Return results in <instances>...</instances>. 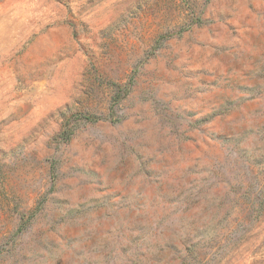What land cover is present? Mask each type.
I'll use <instances>...</instances> for the list:
<instances>
[{
    "label": "rangeland",
    "instance_id": "374dc122",
    "mask_svg": "<svg viewBox=\"0 0 264 264\" xmlns=\"http://www.w3.org/2000/svg\"><path fill=\"white\" fill-rule=\"evenodd\" d=\"M0 264H264V0H0Z\"/></svg>",
    "mask_w": 264,
    "mask_h": 264
}]
</instances>
